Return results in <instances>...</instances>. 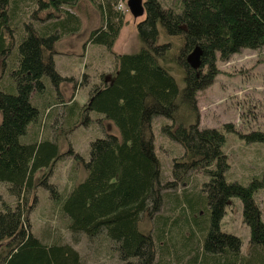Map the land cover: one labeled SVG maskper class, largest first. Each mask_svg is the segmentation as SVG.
I'll list each match as a JSON object with an SVG mask.
<instances>
[{
	"label": "trees",
	"instance_id": "16d2710c",
	"mask_svg": "<svg viewBox=\"0 0 264 264\" xmlns=\"http://www.w3.org/2000/svg\"><path fill=\"white\" fill-rule=\"evenodd\" d=\"M82 1L0 0L2 68L4 58L12 53L6 78L0 77V181L15 199L0 205V264L81 261L79 251L63 236L35 233L27 217L37 201L36 171L52 166L59 157L58 140L53 135L33 141L20 137L40 120L41 107L49 113L55 105H70V113L78 107L86 116L91 110L100 112L119 132L90 140L88 157L83 158L86 175L59 193L60 211L75 241L82 233L89 238L104 233L116 244L123 264H152L157 246L166 255L173 236L166 238L165 220L157 232L142 231L139 221L144 214L152 217L161 209L170 194L165 188L174 187L197 168L207 175L203 197L194 198L190 190L170 196L173 208L192 216L185 240L192 233L202 236V255H192V264H237L242 259L245 264H264V220L254 198L264 188V168L260 177H252L247 184L227 180L225 131H237L231 122L201 127L197 105L198 92L212 84L218 73L217 60L264 45V0H178L177 7L145 0L144 17L136 24L140 47L114 55L110 77L102 74L90 88L87 102L79 105L73 96L65 102L59 89L64 76L55 67L54 55L56 42L81 27L79 14L65 6ZM89 1L101 12V23L91 28L88 41L111 49L124 23L123 13L115 8L119 3ZM160 35L163 41L158 40ZM196 45L202 49L201 63L193 68L187 55ZM170 63L181 70L182 86L171 73ZM44 76L56 85L59 95L52 103L45 99ZM157 116L170 121H163L161 130L183 147L180 159L172 163L173 179L165 183L154 148L152 121ZM238 134L247 142L264 141V132L257 129ZM46 176L40 183L51 189ZM232 196L240 198L249 226V251H254L249 257L241 254L240 237L221 228ZM179 220L177 216L172 223ZM257 246L261 253L256 252ZM164 262L159 258L155 264Z\"/></svg>",
	"mask_w": 264,
	"mask_h": 264
},
{
	"label": "rangeland",
	"instance_id": "374dc122",
	"mask_svg": "<svg viewBox=\"0 0 264 264\" xmlns=\"http://www.w3.org/2000/svg\"><path fill=\"white\" fill-rule=\"evenodd\" d=\"M117 1L119 6L115 8L123 13L124 23L111 49L103 44L88 41L91 28L101 23V12L95 4L83 0L79 5L65 6L78 13L82 21L79 30L64 34L55 44V67L64 76L59 89L66 103L70 102L73 95L79 105L87 102L90 88L100 80L102 74L110 77L114 69V55L137 51L140 47L136 24L143 19L144 14H133L128 8L127 0ZM160 1L165 6L178 5V0ZM49 9L57 13V10L51 7ZM158 40L163 41L161 35ZM11 59L12 53L4 58L2 68L0 57V77L3 79L6 78ZM169 66L178 84L182 86L184 82L181 70L174 63H170ZM217 66L218 73L212 84L197 94L200 126L223 127L226 122L234 125L237 132L225 131L223 150L229 162L225 177L227 180L247 184L252 177H260L262 174L264 141L247 142L238 132L244 133L254 129L264 132V45L257 49L244 48L226 60L219 59ZM43 80L48 88L45 99L52 103V99H57V96L59 98L56 85L48 76H44ZM70 109V105H55L48 113L41 107L40 120L31 123L27 133L20 137L21 141H33L41 136L53 135L58 140L59 157L52 166L41 167L35 174L37 201L27 213L31 230L39 235L49 232L63 236L62 239L72 244L81 254L79 264H123L116 244L104 233L93 238L82 233L75 241L66 228L67 218L60 211L59 193L86 175L83 158L88 157L90 140L108 133L119 134L113 121L105 118L102 113L91 110L86 116L78 107L74 113H70ZM163 121L170 122L165 117H155L152 129L154 148L160 162V178L161 182L165 183L173 179L172 163L174 159H180L183 147L161 130ZM45 173L46 182L52 183L51 189L40 183ZM205 180L207 175L204 170L197 168L189 170L183 181L177 182L174 187L165 188L170 194L165 196L163 206L153 213V218L147 213L142 216L139 221V228L142 231L157 232V226L165 220L167 221L165 232H168L165 236L166 238L168 235L173 236V239L167 242L166 255H162L161 246H157L152 264L159 258L165 260L163 264H192L194 258L192 255L197 253L196 258L202 255L200 248L202 236L199 238V233L197 235L192 233V238L187 237L186 240L183 237L190 233V229L187 230L185 227H191L192 216H188L187 213L183 215L180 212L181 208H173L170 196H177L184 190H190L194 198L203 197L202 183ZM254 198L264 220V188L256 191ZM14 200L8 193L6 184L0 181V205L1 201L13 203ZM177 216H180V220L173 224ZM168 228H172L171 231ZM221 228L240 237L241 254L244 257L254 254V251H249V226L243 219L242 202L239 197L230 198L221 219ZM2 246L3 243L0 244V250ZM256 252H262L258 246ZM243 260L237 264H245Z\"/></svg>",
	"mask_w": 264,
	"mask_h": 264
},
{
	"label": "water",
	"instance_id": "95a60500",
	"mask_svg": "<svg viewBox=\"0 0 264 264\" xmlns=\"http://www.w3.org/2000/svg\"><path fill=\"white\" fill-rule=\"evenodd\" d=\"M145 0H127L129 10L135 15H142L145 12L144 7ZM202 49L196 45L193 50L187 55L188 63L193 67L197 68L201 63Z\"/></svg>",
	"mask_w": 264,
	"mask_h": 264
},
{
	"label": "crops",
	"instance_id": "0c3cea01",
	"mask_svg": "<svg viewBox=\"0 0 264 264\" xmlns=\"http://www.w3.org/2000/svg\"><path fill=\"white\" fill-rule=\"evenodd\" d=\"M73 98H74V95H73Z\"/></svg>",
	"mask_w": 264,
	"mask_h": 264
}]
</instances>
